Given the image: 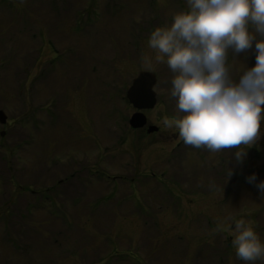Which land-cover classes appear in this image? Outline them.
I'll return each instance as SVG.
<instances>
[{"label":"rangeland","instance_id":"1","mask_svg":"<svg viewBox=\"0 0 264 264\" xmlns=\"http://www.w3.org/2000/svg\"><path fill=\"white\" fill-rule=\"evenodd\" d=\"M187 6L0 0V264H264L239 259L228 228L244 216L264 238V197L247 179H264V135L243 162L179 145L162 123L171 70L142 59L152 29ZM229 62L238 77L255 54ZM140 70L158 77L146 114L161 135L129 124Z\"/></svg>","mask_w":264,"mask_h":264},{"label":"clouds","instance_id":"2","mask_svg":"<svg viewBox=\"0 0 264 264\" xmlns=\"http://www.w3.org/2000/svg\"><path fill=\"white\" fill-rule=\"evenodd\" d=\"M187 8L155 26L149 34L148 66L166 63L171 70L169 95L175 113L162 117L163 127L178 130L184 144L210 152L228 149L243 162L247 149L264 135V0H187ZM254 52L255 63L238 77L229 54ZM233 169L228 168L227 178ZM264 197V179L256 173ZM236 256L264 261V238L241 216L228 225Z\"/></svg>","mask_w":264,"mask_h":264},{"label":"water","instance_id":"3","mask_svg":"<svg viewBox=\"0 0 264 264\" xmlns=\"http://www.w3.org/2000/svg\"><path fill=\"white\" fill-rule=\"evenodd\" d=\"M157 83V76L152 71L141 70L133 79L132 85L127 91V96L130 102L138 109L131 116L129 122L132 127H144L148 118L142 111L143 109L153 108L157 102V92L154 89ZM0 121L5 123L7 121V114L3 109H0ZM158 126L150 125L148 131H156Z\"/></svg>","mask_w":264,"mask_h":264},{"label":"flooded vegetation","instance_id":"4","mask_svg":"<svg viewBox=\"0 0 264 264\" xmlns=\"http://www.w3.org/2000/svg\"><path fill=\"white\" fill-rule=\"evenodd\" d=\"M56 101H57V100H56ZM56 101H55V102H56ZM66 103H67V102H65V101L63 102V99H61V104L63 105V107L61 108V113H60L61 118H59V117L57 116V114L54 113V111H53V105H52V106H49V107H50L49 110L51 111V112H50V115L53 114L54 117L57 118V122L59 121V119L62 120V116L65 115V114L63 115V113H64L63 110H66V111H67V109H68V105H67ZM45 108L47 109V107H45ZM54 117H53V118H54ZM57 122H56V123H57ZM56 123H55V124H56ZM148 123H149V124H153V122H150V120H148ZM33 128H34V126L31 128V130H30L31 132L29 133V140H28V143H27V144H29V145H31V144L33 143V139H32V131H33ZM148 129H149V126H148V125H146V126L143 127V128H140V130H143L142 132H144V134L147 135V136H150V135L155 134V133H156V134L158 133L159 135L163 134V133H162V128H161V127H160L157 131H155V132H151V133L148 131ZM176 137H177L176 139L178 140V141H177L178 144L181 145V144L183 143V140H182V138L179 136L178 131H177ZM65 176H66V177H65L66 179H69V176H67V174H65ZM72 176H74V174H72ZM61 181H62V180H61ZM71 182H72V181H71ZM68 183H70V181H69ZM75 183H76V182H75ZM68 185H69V184H68ZM72 186H73V185H72ZM72 186H71V187H72Z\"/></svg>","mask_w":264,"mask_h":264}]
</instances>
